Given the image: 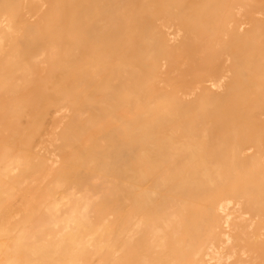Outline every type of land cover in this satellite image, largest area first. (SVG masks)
Segmentation results:
<instances>
[{
    "label": "bare ground",
    "instance_id": "obj_1",
    "mask_svg": "<svg viewBox=\"0 0 264 264\" xmlns=\"http://www.w3.org/2000/svg\"><path fill=\"white\" fill-rule=\"evenodd\" d=\"M0 264H264V0H0Z\"/></svg>",
    "mask_w": 264,
    "mask_h": 264
}]
</instances>
